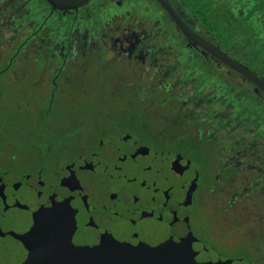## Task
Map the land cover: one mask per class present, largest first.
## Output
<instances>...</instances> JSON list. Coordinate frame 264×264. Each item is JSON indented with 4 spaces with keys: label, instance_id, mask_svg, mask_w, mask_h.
Returning a JSON list of instances; mask_svg holds the SVG:
<instances>
[{
    "label": "flooded vegetation",
    "instance_id": "flooded-vegetation-1",
    "mask_svg": "<svg viewBox=\"0 0 264 264\" xmlns=\"http://www.w3.org/2000/svg\"><path fill=\"white\" fill-rule=\"evenodd\" d=\"M167 1L0 0V264L57 204L76 245L264 264V90L177 22L264 81V0Z\"/></svg>",
    "mask_w": 264,
    "mask_h": 264
},
{
    "label": "water",
    "instance_id": "water-1",
    "mask_svg": "<svg viewBox=\"0 0 264 264\" xmlns=\"http://www.w3.org/2000/svg\"><path fill=\"white\" fill-rule=\"evenodd\" d=\"M47 1L54 8L69 9L90 0ZM159 1L171 10L167 0ZM177 22L195 45L208 50L264 90V81L247 66L197 35L181 20L177 19ZM75 226L74 215L63 204L39 210L29 231L24 234L12 232L28 251L26 259L20 264H232L231 260L197 261L192 234L178 242L170 239L158 246L145 243L131 245L115 240H103L96 246H80L72 239Z\"/></svg>",
    "mask_w": 264,
    "mask_h": 264
},
{
    "label": "rangeland",
    "instance_id": "rangeland-1",
    "mask_svg": "<svg viewBox=\"0 0 264 264\" xmlns=\"http://www.w3.org/2000/svg\"><path fill=\"white\" fill-rule=\"evenodd\" d=\"M155 8V7H153ZM152 8V9H153ZM254 45V47H258L259 44L261 43H252ZM252 47H250V51H251ZM247 96V95H246ZM250 99V98H249ZM211 253V252H210ZM209 256H212V257H216L217 256V253L216 252H212Z\"/></svg>",
    "mask_w": 264,
    "mask_h": 264
}]
</instances>
